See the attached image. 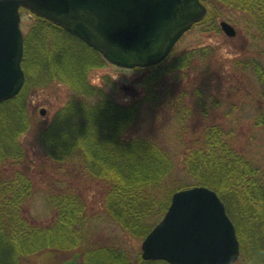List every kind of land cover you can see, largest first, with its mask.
<instances>
[{
	"label": "trees",
	"instance_id": "1",
	"mask_svg": "<svg viewBox=\"0 0 264 264\" xmlns=\"http://www.w3.org/2000/svg\"><path fill=\"white\" fill-rule=\"evenodd\" d=\"M201 1L213 8L204 21L219 15L217 4L238 10L250 16L264 40V0ZM36 19L24 36L26 79L30 72L43 70L50 80L68 86L73 98L45 126L31 117L23 89L0 103V264H33L36 257L67 252L80 257L79 264H168L144 261L141 255L133 260L121 248L94 242L84 204L70 192L50 197L56 210L50 224L29 219L25 204L31 181L14 166L24 158L21 138L31 131L44 155L61 168L104 184L105 213L127 235L143 239L164 216L176 191L204 186L218 194L235 225L241 249L237 262L242 258L243 264H252L263 256L264 264V165L237 152L220 125L206 127L187 145L182 141L184 123L174 133L182 149L170 150L168 119L162 114L157 118L159 107L167 106L176 110L178 125L185 121L186 108L177 100L162 101L157 82L186 70L198 53L171 58V52L156 65L135 68L145 73L141 84L146 92L141 100L124 105L104 95L92 98L100 92L88 75L103 64L99 52L61 27ZM250 65L263 84L264 60ZM144 106L155 109L152 118L146 117ZM7 164L10 174L2 170Z\"/></svg>",
	"mask_w": 264,
	"mask_h": 264
},
{
	"label": "rangeland",
	"instance_id": "2",
	"mask_svg": "<svg viewBox=\"0 0 264 264\" xmlns=\"http://www.w3.org/2000/svg\"><path fill=\"white\" fill-rule=\"evenodd\" d=\"M207 4L204 2L208 14L213 8ZM216 7L219 15L213 21H204L206 15L183 34L172 50L171 58L191 51L198 53L196 59L186 70L157 82L162 101L177 100L186 108L185 121L178 125L177 119H173L176 110L166 109L167 106L159 107L157 118L162 114L168 119L166 131L170 150L177 152L182 149L174 139L176 129L187 126L182 141L188 145L194 144L206 127L220 125L229 132L225 139L237 152L263 166L264 125L260 123L259 116L264 114V83L258 82L250 63L255 59L264 60V40L259 38L256 25L249 15L219 4ZM36 20L27 10L21 11L23 36L30 32ZM221 21L233 26L236 31L234 37L224 33L220 27ZM37 73H29L22 88L23 98L31 117L45 126L73 98V92L63 83L50 80L43 70ZM144 75L139 69L121 68L103 59L102 66L88 75L92 87L100 92L92 98H102L104 95L120 104L131 105L144 98L146 90L141 84ZM144 108L146 117L152 118L155 109L150 106ZM42 109L46 111L45 115L40 114ZM21 141L25 146L24 158L14 167L31 181L25 204L29 219L41 225L50 224L56 216L50 197L70 192L84 204L94 242L121 248L133 260L141 254L143 239L127 235L106 215V190L102 182L90 180L72 169L61 168L44 155L32 131L25 134ZM5 166L3 172L10 174L12 166ZM256 259L258 261L252 264H262L263 256ZM33 260V264L81 263L78 256L71 252L55 254L54 257L45 255ZM243 262L241 258L237 264Z\"/></svg>",
	"mask_w": 264,
	"mask_h": 264
},
{
	"label": "water",
	"instance_id": "3",
	"mask_svg": "<svg viewBox=\"0 0 264 264\" xmlns=\"http://www.w3.org/2000/svg\"><path fill=\"white\" fill-rule=\"evenodd\" d=\"M21 9L61 27L126 69L162 62L208 12L201 0H0V103L15 97L25 83ZM220 27L226 35H236L227 21ZM239 254L224 203L204 186L176 191L141 243L143 260L168 264H235Z\"/></svg>",
	"mask_w": 264,
	"mask_h": 264
},
{
	"label": "flooded vegetation",
	"instance_id": "4",
	"mask_svg": "<svg viewBox=\"0 0 264 264\" xmlns=\"http://www.w3.org/2000/svg\"><path fill=\"white\" fill-rule=\"evenodd\" d=\"M80 259V257H78Z\"/></svg>",
	"mask_w": 264,
	"mask_h": 264
},
{
	"label": "bare ground",
	"instance_id": "5",
	"mask_svg": "<svg viewBox=\"0 0 264 264\" xmlns=\"http://www.w3.org/2000/svg\"><path fill=\"white\" fill-rule=\"evenodd\" d=\"M141 255V254H140Z\"/></svg>",
	"mask_w": 264,
	"mask_h": 264
}]
</instances>
